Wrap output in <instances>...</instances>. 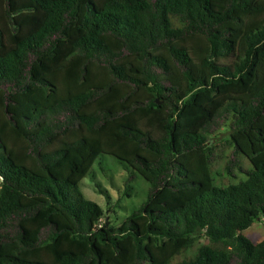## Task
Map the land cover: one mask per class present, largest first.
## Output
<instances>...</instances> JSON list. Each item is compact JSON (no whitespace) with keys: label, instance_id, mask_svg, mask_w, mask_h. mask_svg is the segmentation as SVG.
<instances>
[{"label":"trees","instance_id":"1","mask_svg":"<svg viewBox=\"0 0 264 264\" xmlns=\"http://www.w3.org/2000/svg\"><path fill=\"white\" fill-rule=\"evenodd\" d=\"M103 154L149 183L118 226ZM259 219L264 0H0V264H264Z\"/></svg>","mask_w":264,"mask_h":264},{"label":"rangeland","instance_id":"2","mask_svg":"<svg viewBox=\"0 0 264 264\" xmlns=\"http://www.w3.org/2000/svg\"><path fill=\"white\" fill-rule=\"evenodd\" d=\"M223 136H225V133L219 135L218 138L221 139ZM104 156L105 163L101 160L104 170L102 171L99 168L98 161H96L91 171L79 182V188L85 198L99 204L104 211L111 209L109 212H105V215L107 214L105 217L108 219L110 216V223L118 226L132 209L140 206L144 202L149 189V183L141 175L136 174L134 180L126 188L125 180L128 174L127 171L115 160V157L108 154H103ZM221 166L222 162L217 161L214 170L216 172L220 171ZM241 177L242 175L238 174L237 178H230L228 180L227 178L217 176V182L221 180L223 182H235ZM96 183L99 184L101 189L107 191L109 201H107L103 194L97 191V188L94 186ZM242 235L254 243L260 241L264 238V221L262 219L254 220L249 227L242 231ZM202 242L206 243L207 239L201 238L195 245Z\"/></svg>","mask_w":264,"mask_h":264}]
</instances>
